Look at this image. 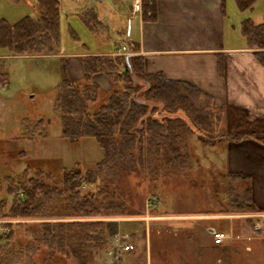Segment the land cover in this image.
Returning <instances> with one entry per match:
<instances>
[{
  "label": "trees",
  "instance_id": "16d2710c",
  "mask_svg": "<svg viewBox=\"0 0 264 264\" xmlns=\"http://www.w3.org/2000/svg\"><path fill=\"white\" fill-rule=\"evenodd\" d=\"M17 2L18 0H10ZM35 3L37 16L24 17L14 24L0 18V48L12 56H51L60 35V1L31 0ZM240 11L251 7L256 0H235ZM146 18L155 16L154 5H149ZM85 26L93 34L104 31L91 23L96 19L93 8L84 12ZM247 42L257 49H264V25L244 21L241 27ZM76 39V38H75ZM130 55H86L82 59V81L62 79L57 86L53 104L59 116L60 137L69 142L92 139L102 152V158L93 169L62 168L60 179H55L35 168L28 176L27 166L18 176L6 178V194L11 197L7 214L0 213V220L10 218L42 219L35 226L26 222L22 227V241L12 237L11 224L1 222L0 229H8L5 240L0 238V264H36L34 255L46 250L52 256L59 254L71 257L77 264H87L92 251L103 250L107 245L108 226L106 220H84L88 217H110L124 215L122 205L107 202L112 192L104 189L96 192L103 197L99 207L94 206L92 185L103 177L104 170L124 168L133 171L145 168L160 154L177 153L186 132L195 135L203 148L219 142H241L247 138L264 140V135L231 134L220 130L221 110H214L212 98L195 85L186 81L167 80L161 74H148L144 70L143 58L131 53L136 48L128 46ZM257 53V52H256ZM258 54H264L260 51ZM96 74L106 76L112 89L105 103L91 111L90 105L97 99L99 86L92 80ZM22 138L33 141L45 137V121L33 124L23 121ZM186 158L177 163L186 168ZM228 214L257 212L252 203L248 178L240 174L227 173ZM243 181V190L235 184ZM16 182V183H15ZM86 189L83 194L82 189ZM84 191V190H83ZM114 193V192H113ZM109 200V199H108ZM69 210L71 221H61L65 216L53 214L56 208ZM58 216V217H56ZM67 216V215H66ZM50 217V218H49ZM59 221H50V219ZM248 223H250L248 221Z\"/></svg>",
  "mask_w": 264,
  "mask_h": 264
},
{
  "label": "rangeland",
  "instance_id": "374dc122",
  "mask_svg": "<svg viewBox=\"0 0 264 264\" xmlns=\"http://www.w3.org/2000/svg\"><path fill=\"white\" fill-rule=\"evenodd\" d=\"M77 1L86 2V0ZM103 3L106 8L123 10L127 8L129 0H103ZM230 4L232 5L231 0H226L225 23H239L241 19H244V15ZM34 5L35 3L31 0H18V3L0 0V18L10 24L24 17L35 18L37 9ZM60 13V38L55 49L57 54L82 52L85 49L116 51L124 42L122 36L115 35L118 31L116 29L113 39L89 33L78 16L70 14L65 2H61ZM234 28L235 26H225L226 40L229 35H239L237 26ZM75 38L78 41H74ZM5 52L7 54L8 51L0 48V54ZM114 57L111 56V58ZM77 68L79 69V64L65 56L41 60L12 57L6 61H0V73L7 75V81L0 85V96L5 98L0 105L1 214H7L11 205V197L6 194V178H14L17 181L18 176L27 166L29 167L28 176H32L37 168L46 175L60 179L62 168L72 170L78 168L86 172L93 169L101 160L102 152L94 140L81 139L72 143L60 137L59 116L53 109L57 86L64 78L80 83V78L76 79ZM102 86L97 99L90 105L91 111H95L108 98L110 90L105 88V85ZM22 118H26L29 124L43 119L45 137L40 139L36 137L33 141L19 138L24 132ZM233 119L236 120L237 115ZM230 122L234 123L232 120ZM233 126L229 125V121H225L222 128L225 130ZM183 138L179 152L171 153L167 150V153L151 159V163L147 162L143 169L136 168L128 171L119 167L104 170L103 177L92 185L94 206L99 207L105 197L104 195L96 196V192L102 189L107 193L112 192L114 198L107 196V202L112 201L123 206L122 211L125 214L119 217L133 219L132 222L137 228L144 227V232H136L141 236L139 247L133 250L137 262L130 264H264V241L259 238L248 240L247 238L253 235L248 221L237 217L240 214L227 213L229 179L226 176L228 150L225 148V143L218 144L216 147L211 145L203 148L195 135H189L186 132ZM186 156V168L182 170L177 163L180 164ZM240 167L243 169V165ZM245 186L246 183L243 181L235 184L238 191L243 190ZM86 191L82 189L83 194H86ZM152 196H156L159 200L153 208L148 209L147 201ZM70 213L69 210H63L58 206L53 214L65 216L60 218L61 221H71L74 218L68 216ZM157 214L170 216L165 221L168 227H162L159 222L157 225V222H151L150 219L146 220L151 215ZM176 214H184L189 218L184 219ZM229 215L236 217L229 221ZM116 217L102 218L99 215L82 218L84 220L103 219L108 226L106 247L103 250L92 251L87 264H124L128 259L120 258L110 243L112 237L117 234V230L114 222L109 220ZM41 221L44 220L21 221L7 218L1 219L0 223H12L9 230H12V237L15 235L16 240L20 242L23 237L21 233L23 228L17 223L26 222L28 225L35 226ZM50 221H59V219L53 218ZM188 221L190 224L186 225ZM215 221L225 222L227 225L217 228L214 225ZM209 225H214L216 230L232 233L234 239L221 248H214L206 230ZM8 233V229H0V238L5 242H8L6 240ZM235 237L238 238L235 239ZM130 239L124 236L123 244L130 241L133 243L134 241ZM246 247H249L250 251H245ZM34 261L36 264H77L71 257L59 254L51 258L46 250L37 251Z\"/></svg>",
  "mask_w": 264,
  "mask_h": 264
},
{
  "label": "crops",
  "instance_id": "0c3cea01",
  "mask_svg": "<svg viewBox=\"0 0 264 264\" xmlns=\"http://www.w3.org/2000/svg\"><path fill=\"white\" fill-rule=\"evenodd\" d=\"M132 1L129 0L127 8L117 10L106 8L103 0H86L85 3L77 0H62L60 9L61 2H65L70 14L78 16L83 26H92L90 23H84L83 16L87 9L93 8L96 19L91 23L104 29L97 35L113 39L115 29L118 30L115 35L124 38L122 45L127 48L128 46L136 48V52L131 55L143 58L146 73L161 74L167 80L189 82L209 95L212 98L213 109L223 111L221 131L231 134L264 135V54H258L260 51L264 52V49L252 48L241 32L242 23L246 20L254 25H264V0H256L249 9L243 12L238 9L236 1L231 0L232 5L230 6L234 5V9L242 12L244 19H241L239 23L227 24L225 23L226 0H142L140 12L136 14H132ZM150 4L154 5L155 16L146 18L150 12ZM225 26H235V28L237 26L239 37L235 34L229 35L228 42ZM88 32L93 34L89 30ZM74 41L78 40L74 39ZM120 47L116 51L85 49L82 52L37 57L12 56L5 52L0 54V61L9 60L12 57H30V59L41 60L65 56L79 64L76 79L80 78L82 81L81 64L84 56H118ZM0 76V81L3 80L0 82L2 86L7 81V75L0 73ZM92 80L100 90L103 88L102 85H105V88L111 91V82L106 76L96 74ZM4 100L5 98L0 96V105ZM236 115L237 119L234 120ZM26 120V118L21 119L22 122ZM231 120L234 123H231ZM225 121H229V125L234 126L224 130L222 125ZM22 134L19 138H22ZM221 143H225V148L228 150L226 172L248 178L247 186L250 188L252 203L258 211H264V140L247 138L238 143L222 141L218 144ZM241 165L243 169H240ZM176 215L187 218L184 214ZM229 216V221H232L233 217ZM169 217L157 214L151 215L146 220L150 219L151 222H157V225L168 227L165 221ZM111 220L117 230V234L110 241L111 245L114 244L115 238L127 236L134 241L133 243L130 241L134 250L139 247L141 236L136 232H144V227L137 228L132 222L133 219L116 217L109 221ZM216 221L214 225L217 228L227 225L225 222ZM187 223L186 225L190 224L189 221ZM214 225L206 228L207 233L212 228L211 226L215 228ZM211 245L216 249L221 248ZM116 254L120 258L135 259L129 261L126 258L124 264L137 262L133 251H120Z\"/></svg>",
  "mask_w": 264,
  "mask_h": 264
},
{
  "label": "built area",
  "instance_id": "2783aa9c",
  "mask_svg": "<svg viewBox=\"0 0 264 264\" xmlns=\"http://www.w3.org/2000/svg\"><path fill=\"white\" fill-rule=\"evenodd\" d=\"M142 0H133L132 1V14H136L140 12V6H141ZM118 54L127 56L129 55L128 48L125 45H122L120 47V50H118ZM158 198L156 196H152L147 201V208H153L156 203L158 202ZM230 217H236V216H230ZM237 217H242L246 221H249V229L250 232L253 234L252 236L248 237V240L259 238L264 241V211H257L252 213H246V214H240ZM208 233L211 237V242L216 247H221L229 242H231L234 239V236L232 233L224 232L221 230H216L214 228H210L208 230ZM238 237H235L237 239ZM124 238L117 237L114 240V252H131L134 250L133 244L130 242L124 243ZM246 250H250L249 247H246Z\"/></svg>",
  "mask_w": 264,
  "mask_h": 264
}]
</instances>
